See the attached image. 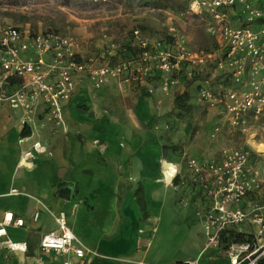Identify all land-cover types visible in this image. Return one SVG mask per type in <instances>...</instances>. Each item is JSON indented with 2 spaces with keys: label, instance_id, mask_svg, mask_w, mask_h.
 <instances>
[{
  "label": "built area",
  "instance_id": "obj_1",
  "mask_svg": "<svg viewBox=\"0 0 264 264\" xmlns=\"http://www.w3.org/2000/svg\"><path fill=\"white\" fill-rule=\"evenodd\" d=\"M88 1L109 4L120 0ZM186 1L187 13L204 20L212 39L210 49H191L187 39L178 37L175 27L169 25V41L151 40L136 28L122 51L109 42L83 55L72 35L33 32L26 26L0 22V107L20 110L21 129H32L39 118L63 126L64 106L84 84L97 90L112 80L120 86L143 87L148 94L157 90L168 94L190 82L193 89L183 86L181 92H189L195 104L216 107L235 131L247 136L244 145L224 148L211 159H184L186 175L204 200L197 215L206 236L205 247L222 250L230 264H260L264 258V177L257 165L260 161L264 165V151L259 152L250 141L264 144L259 138L260 133L264 137V0ZM125 53L128 55L121 56ZM210 64L222 76L219 80L224 84L218 88L213 86L214 79L197 78ZM220 130L216 123L212 136ZM31 136L18 139L19 143L31 140L18 162L28 169L39 155L51 156L47 143ZM181 173L174 167L171 181ZM9 194L21 192L12 188ZM250 195L249 208L242 207L243 199ZM51 215L56 229L40 236L37 264H45L44 256L60 257L58 264H88L89 258L98 256L74 234L64 211ZM39 217L36 210L31 221L35 223ZM24 225V219L11 211L0 214V249L27 253L26 242L8 235V228Z\"/></svg>",
  "mask_w": 264,
  "mask_h": 264
},
{
  "label": "rangeland",
  "instance_id": "obj_2",
  "mask_svg": "<svg viewBox=\"0 0 264 264\" xmlns=\"http://www.w3.org/2000/svg\"><path fill=\"white\" fill-rule=\"evenodd\" d=\"M0 22L26 26L33 32L61 31L72 35L83 55L92 54L109 42L122 51L131 31L136 28L151 40L167 41L171 38L168 34L169 25L175 27L178 37L187 39L191 49L198 51L212 47V39L206 32L204 20L187 13L186 0H120L109 4H93L88 0H3L0 1ZM218 73L219 71L210 64L199 71L197 78L214 79L213 86L218 88L224 84L219 80L222 76L219 77ZM183 86L193 89L188 81L183 83ZM183 86L168 94L157 90V100H161L157 102L143 87H119L110 81L104 88L94 90L89 100L78 103V117L74 118L77 128L72 135L67 130L63 137H70L79 144L88 142L98 147L96 154L101 159L100 152L104 149L102 140L96 137L88 138L84 129L97 125V122L114 120L125 124L127 128L126 133H120L121 143L129 140L128 132L139 134L144 144L152 142L161 148V157L180 163L183 167L182 173L184 159L188 154L201 159H211L224 148L244 145L247 136L235 131L216 107L211 108L202 103L189 107L175 104L173 99L183 90ZM122 109H125V114L121 116L119 113ZM216 123L221 125V130L212 136V128ZM18 124L20 126L19 109L0 107V127L5 126L9 131L7 141H0L3 147H15ZM32 127L28 128L30 134L47 142L59 129V125L46 123L42 119H36ZM259 138L264 141L261 133ZM48 151L51 152L49 157H53L49 146ZM8 156V160H13L15 148L10 150ZM39 159L40 167L33 173L24 175L28 180L23 185L28 186L34 180L45 179L47 173L44 163H48V156L42 154ZM98 163L101 164L100 160ZM93 170L89 168L86 173L92 174ZM22 172L20 171V174ZM125 176V182L119 184L115 205H107L104 210L106 214L101 212L103 216L95 227L101 225L103 232L108 231L110 234L116 233L121 224L133 228L123 231L120 242L107 246L100 253L118 254L126 251L131 252L134 258H140L143 252H137L132 241L141 232L146 238L152 239L151 242L145 237L138 238L144 247L149 248L145 264H171L190 256L194 258L198 245L203 243V237L199 224L201 220L197 215L199 208L196 207L195 199L190 197L189 188L176 182L173 183V189L161 193L160 197L147 199L143 184L136 181L132 175ZM4 180H0V192L5 190L3 186L8 183ZM107 183L109 182L97 180L95 184L101 188ZM106 200L109 199H98L99 202ZM9 202L10 198H0V206ZM114 217L117 218L113 221ZM47 220L51 225L55 223L52 215L51 219ZM112 221L116 223L117 228ZM155 227L156 230L152 234ZM219 262L226 263L224 260ZM199 264H214V261L207 260L206 254H203Z\"/></svg>",
  "mask_w": 264,
  "mask_h": 264
},
{
  "label": "crops",
  "instance_id": "obj_3",
  "mask_svg": "<svg viewBox=\"0 0 264 264\" xmlns=\"http://www.w3.org/2000/svg\"><path fill=\"white\" fill-rule=\"evenodd\" d=\"M112 83L122 87L115 81H112ZM93 91L94 89L86 84L78 88L70 101L64 106L63 127L59 125V129L50 141L47 142V140L39 136H31V138H41L47 143V149L49 146L53 151V157L48 156V163H44V169L47 173L44 180H34L28 186L23 185L28 180L24 175L31 174L40 167L38 163L40 162L39 157L41 155L35 159L34 166L31 169L18 165L22 150L28 147L31 141L29 139L22 143L18 142V139L22 136V129L19 124L17 126L18 136L15 147L12 145H5L3 147L2 142H0V180L5 179V183L8 181L3 186L5 190L0 192V198H10V202L7 205L0 206V214L5 211H11L15 216L24 219V227H10L8 228V235L14 241L26 242L28 246L27 253L8 252L0 249V264H37L40 236L45 232L56 229V224L51 225L47 219H51V213L56 214L59 211L65 212L67 224L74 234L85 245L98 253L97 257L88 259V264H145L149 248L138 246V243H140V239L138 238H146L141 232L132 241L133 248L139 253L143 252L140 254V258H134L131 256V252L128 253L126 251L118 254H110V252L100 253L107 246L120 242L123 231L133 228L132 226H123V224L117 228L116 223H113L117 217H114L112 221L115 224V228H117L114 234L107 233L108 231L103 232L104 229L101 228V225L97 228L95 227L97 221L103 216L102 213L105 212L104 210L107 205L109 203L115 205L119 184L125 182V174L132 175L136 181L143 184L147 199L160 197L161 193L171 188L173 189V183L180 182L189 188L190 197L195 199L196 207L199 208L203 205L204 200L201 192L190 181L186 175L185 168L183 169L184 173L178 175L170 184L166 183L164 177L166 176L167 167L173 169L177 167L181 172L183 167L180 163L161 157V148L156 143L150 142V144H144L142 137L132 132L131 134L128 132V141L125 143L120 142V133L125 132V129L127 130L126 125L123 123L114 120H109L108 122L101 121L97 122V125H91L84 129L88 138L96 137L102 140L101 143L104 149L100 152L101 159L96 154L98 147L88 142L79 144L70 139V137H63L64 132L67 130L71 135L76 130L77 126L74 120V118L78 117L76 106L79 102L89 100ZM149 96L152 99H159L157 98V92ZM160 101L157 100V102ZM124 110L122 109L119 113L121 116L125 114ZM8 136L9 131H7L6 127H0V141H7ZM12 148H15V157L13 160H8V155ZM188 156L194 157L195 155L188 154ZM255 159V157H252L251 161H255ZM99 160L101 164L98 163ZM257 166L261 169L264 177V165L262 161ZM89 168L94 169L92 174L86 173V171H89ZM20 171H23L22 174H20ZM97 180H103L109 183L105 187L101 186L100 188L95 184ZM64 186L70 187V191L66 196L60 194V190ZM12 188L18 189L21 194H9ZM103 197L109 200L99 202L98 199ZM251 198V195L244 198L241 206L249 208ZM131 201H133L132 198ZM41 204L45 208H42ZM36 210H39L40 217L34 223L31 221V216ZM108 220L110 221V219ZM199 224L201 226L203 243L198 245L199 248L194 258L190 256L185 260H195L199 264L201 255L206 254V259L214 261V264H219V261L223 260L226 261L225 264H230L227 255L222 250L215 247H205L206 236L202 224L200 222ZM155 230L156 227L153 228L151 233L153 234ZM146 239L152 242L151 238L147 237ZM49 259L53 260L52 264H58L60 257L44 256L45 264H49ZM262 261L264 264V258Z\"/></svg>",
  "mask_w": 264,
  "mask_h": 264
},
{
  "label": "trees",
  "instance_id": "obj_4",
  "mask_svg": "<svg viewBox=\"0 0 264 264\" xmlns=\"http://www.w3.org/2000/svg\"><path fill=\"white\" fill-rule=\"evenodd\" d=\"M0 1H3V0H0ZM6 1H12V0H6ZM123 55L124 56H127L128 53H125ZM173 100H174L175 104H177V105L179 104L182 107L183 106H187V107H189V106H195V103L193 101L192 96H190L189 92H187V91H183L181 93H178L177 95H175V97H174ZM21 134H22V136H28L30 134V131H29L28 128H24V129H22ZM143 207L144 206L142 205V208ZM226 238H227V235L224 236V240H226ZM238 239L239 240L240 239H243V237L241 235H239L238 236ZM260 264H263V261H261Z\"/></svg>",
  "mask_w": 264,
  "mask_h": 264
},
{
  "label": "bare ground",
  "instance_id": "obj_5",
  "mask_svg": "<svg viewBox=\"0 0 264 264\" xmlns=\"http://www.w3.org/2000/svg\"><path fill=\"white\" fill-rule=\"evenodd\" d=\"M250 143H252V145L259 151V152H263L264 151V144H254L252 141H250ZM173 173H174V169L173 168H169L167 167L166 168V176L164 177L165 178V181L166 183L170 184V181L172 179V176H173Z\"/></svg>",
  "mask_w": 264,
  "mask_h": 264
},
{
  "label": "water",
  "instance_id": "obj_6",
  "mask_svg": "<svg viewBox=\"0 0 264 264\" xmlns=\"http://www.w3.org/2000/svg\"><path fill=\"white\" fill-rule=\"evenodd\" d=\"M70 191V187H68V186H64L61 190H60V194L62 195V196H66L67 195V193Z\"/></svg>",
  "mask_w": 264,
  "mask_h": 264
}]
</instances>
